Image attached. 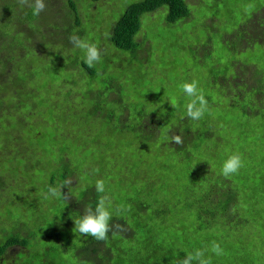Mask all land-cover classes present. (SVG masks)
<instances>
[{
  "label": "rangeland",
  "instance_id": "374dc122",
  "mask_svg": "<svg viewBox=\"0 0 264 264\" xmlns=\"http://www.w3.org/2000/svg\"><path fill=\"white\" fill-rule=\"evenodd\" d=\"M140 1L45 0L43 13L47 20L53 17L49 23L27 26L29 34L9 30L8 41L25 62L15 69L16 77L0 82V240L8 229L35 239L29 237L27 246L33 249L10 247L0 264H28L34 256L43 264H88L73 251L94 238L74 233L73 220L97 200L92 190L97 179L105 181L113 215L130 223L126 236L107 242L124 249L121 262L148 264L154 254L159 262L170 255L165 264H174L182 253L201 249L211 264H264V98L256 95L264 88V46L256 43L264 38V22L238 33L261 20L264 0H186L190 18L172 24L168 7L145 14L137 36L140 60H133L110 37L126 9ZM8 3L0 0V26L7 21ZM73 34L101 50L100 63L90 67L94 76L82 70L83 51L67 43ZM242 71L255 76L245 93L224 94L226 79ZM192 80L209 111L188 122L193 133L182 149L171 133L186 114L179 86ZM124 107L126 128L116 116ZM145 113L158 125L143 133L156 131L159 139L141 147V131L131 129L142 124ZM236 152L244 161L230 183L237 202L227 216L202 218L204 199L211 210L210 199L228 189L219 179L220 166ZM63 158L75 173L71 186L62 189L70 191L75 213H68L70 202L63 198H45L49 186L63 184ZM119 205L125 210L117 214ZM242 205L251 209L244 217ZM213 241L222 255L211 252Z\"/></svg>",
  "mask_w": 264,
  "mask_h": 264
},
{
  "label": "trees",
  "instance_id": "16d2710c",
  "mask_svg": "<svg viewBox=\"0 0 264 264\" xmlns=\"http://www.w3.org/2000/svg\"><path fill=\"white\" fill-rule=\"evenodd\" d=\"M9 3L7 4V8L3 10V13L7 17V21H3V25L0 26V82H5L9 77L13 76L16 77L17 73L15 74L16 68H22L24 66V60L20 57H16V50H19V48H16L15 46H12V42H9V30H14L17 32V35L20 34L19 32H26L27 34L29 29V25H32V27L35 29L38 25L43 26L46 23H49V18H53L51 16L47 18L45 17L44 13L42 12L39 16H34L32 14V10L30 8V11L23 10V7L29 8L27 6H22L19 4L18 0H8ZM93 1H101V0H93ZM162 7H168L169 15H168V23L172 24L175 23L181 19H189L191 16V12L189 9V6L186 3V0H142L140 2L133 3L130 5L124 14L121 16L120 20L114 25L112 30V35L110 37V42L119 50L124 52H130L132 53L133 60H140L138 54L140 52V44L137 41V36L141 30L142 23L141 18L145 14L153 13L159 10ZM72 10L76 12L75 5L72 3ZM261 20L253 19L250 22H248L246 25H243L241 29L238 31V33L241 32H250V28H254L257 26V24L261 21L264 22V10L261 12V14L258 17ZM65 23V22H64ZM66 24V23H65ZM28 26V27H27ZM77 26H80V23L77 24ZM75 29V27L73 28ZM264 31V28H263ZM34 34H36V31L33 30L31 36L34 38ZM67 43L69 42V39L67 40ZM256 43H260L262 46H264V38H259ZM21 53V52H20ZM82 70L86 71L91 76L95 75V72L92 68H90L86 63L83 62V65L81 66ZM239 73H241L243 76H247L249 78H239ZM237 73V78H232L229 80L227 78V86L223 87L225 88L224 94H229L231 96L241 97L242 93H245L247 87L251 85L249 83L250 79H254V73L252 71H242ZM245 79H248V82L245 81ZM252 88V87H251ZM256 95L258 98H264V88L263 85L256 89ZM4 97V96H3ZM6 99V98H5ZM110 100V97H109ZM113 103V102H112ZM236 109H238V105L232 106ZM96 112L101 109L100 105H96ZM249 106H244L243 111L245 114L246 112L250 113L254 116V113L250 111ZM242 110V108H239ZM238 109V110H239ZM4 112V111H2ZM1 112V113H2ZM121 114H118L116 112V116H118L122 122V127L126 128L125 125L128 124V115H127V109L126 107L122 108L120 111ZM111 116V115H110ZM153 114L145 113L143 115L142 124L140 126L135 125L134 129H131L132 131L139 130L141 131V136L138 138V146H145L149 145L152 141H156L158 138V135L156 134V131L150 130L148 133H143L144 129L149 130V125H158L157 122H154ZM112 120V116L108 119ZM190 120L186 117V114L184 118L180 121V125L177 127V130H172L171 135H180L183 140L182 149L187 146L189 143V137L193 133V130L191 129L190 125H188V122ZM128 128V126H127ZM176 131L175 134L173 132ZM78 141L83 142L84 140L78 139ZM63 166L65 167L64 173L62 175V182L73 178L75 173L70 169L69 163L63 158ZM222 166V165H221ZM220 166V168H221ZM219 179L228 186V189L224 192H221L219 190V195L217 196L218 199L211 198V210H207L205 208V200L208 201L207 198L204 199L202 202V205L199 208V211L201 212V217H205L206 215H214L215 217L218 214H224L227 216L230 212V209L232 208L233 204L237 202V193H235L232 189H230V183H232V176L230 177H224L221 172L219 173ZM110 176V175H108ZM232 188V187H231ZM92 190H95L93 187ZM86 198V197H85ZM71 202L66 206V210L68 213L76 212V208L74 206V203H72V198H70ZM71 203L73 204L74 209L71 207ZM96 203V201H95ZM95 203L92 204L93 207H95ZM249 212H251L250 208H246L244 205H242L240 214L242 217L245 215H248ZM83 213V211H82ZM19 224V223H18ZM111 224H120L124 226V231H118L115 236L117 237H124L127 235V231L129 229V221L128 218L125 217H119L112 216ZM23 225V224H22ZM26 231L25 225H23ZM13 232V234H12ZM5 236L0 240V262L3 259L2 257L7 253L8 249L10 247L20 245L23 247H27L30 243V238L35 239L33 236H30L28 232L27 239H24V237L18 236V234H15L13 230H6ZM114 236L112 235V232H109L108 239L104 241H98L96 239L89 240V242L85 243L80 250L73 251V255L75 257H78L80 260H83V263L88 264H126L124 262H121L123 258H125L126 253L123 254L124 249L122 247H118L119 245L116 244H108L109 239H113ZM114 246V247H112ZM27 249H33V247H30ZM61 256V254L58 252L57 256ZM152 257L148 259L150 263L148 264H165L166 262H169L172 258H170V255L163 259L162 262H159L156 260V256L154 254H151ZM186 256L185 253L181 254V257L176 259L174 264H179V262ZM64 261V260H63ZM42 263L43 260L41 257H35L31 258V260H28V264H36V263Z\"/></svg>",
  "mask_w": 264,
  "mask_h": 264
},
{
  "label": "clouds",
  "instance_id": "9594fccd",
  "mask_svg": "<svg viewBox=\"0 0 264 264\" xmlns=\"http://www.w3.org/2000/svg\"><path fill=\"white\" fill-rule=\"evenodd\" d=\"M18 2L22 6L31 8L34 16H39L46 9L45 0H18ZM247 7H251V5ZM69 42L73 45V48L83 51L85 63L89 67H94L100 63L102 58L101 50L96 44L91 43L88 38H82L79 35L73 34L69 36ZM179 87L187 98L184 104L186 117L191 121L201 120L209 111V105L203 90L199 87L198 81L192 80L190 82H184ZM170 103L175 107L176 100L173 98ZM171 140L177 145L183 144L180 135L171 137ZM243 166L244 161L242 155L239 152L232 153L224 160L220 172L227 178L238 174ZM72 182L71 179H68L60 187L49 186L45 198H63L66 202H71L70 191L65 194L62 189L65 186H71ZM95 191L97 193L95 207L92 204L84 207L83 213L77 219L73 220L75 225L73 232L91 236L98 241H104L108 239L109 232H112V235L115 236L118 231H124V226L111 224L113 204L111 197L106 194L105 181L103 179H97L95 181ZM124 210V205H119L115 208L117 214H120ZM210 250L217 256L223 254V249L220 244L215 241L212 242ZM179 264H211V259L210 257H206L205 250L197 249L194 252L186 253V256Z\"/></svg>",
  "mask_w": 264,
  "mask_h": 264
}]
</instances>
